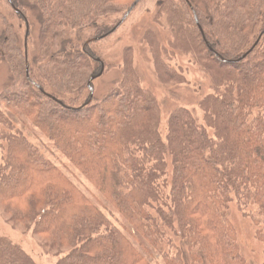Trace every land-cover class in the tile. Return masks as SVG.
I'll return each mask as SVG.
<instances>
[{"label": "trees", "instance_id": "obj_1", "mask_svg": "<svg viewBox=\"0 0 264 264\" xmlns=\"http://www.w3.org/2000/svg\"><path fill=\"white\" fill-rule=\"evenodd\" d=\"M5 1L37 44L28 75L26 33L23 41L1 15L9 78L0 92V207L13 227L33 230L58 264H155V256L163 264H250L230 212L235 204L251 219L264 247V0H157L158 29L145 40L159 79L188 83L172 65L184 56L211 82L199 101L203 121L174 109L165 138L160 103L131 52L105 93H95L94 81L92 97L89 87L103 63L90 45L109 38L138 0ZM86 31L94 36L82 46L75 38ZM28 130L47 138L118 216ZM0 264L36 263L0 236Z\"/></svg>", "mask_w": 264, "mask_h": 264}, {"label": "rangeland", "instance_id": "obj_2", "mask_svg": "<svg viewBox=\"0 0 264 264\" xmlns=\"http://www.w3.org/2000/svg\"><path fill=\"white\" fill-rule=\"evenodd\" d=\"M157 8V0H145L117 31L106 40L91 44L90 49L96 56V59H100L105 65L104 76L94 82L96 94L105 93L109 89V83L121 76L122 71H125V56L128 52L132 53L134 69L140 71L143 85L154 91L160 103L162 110L160 131L165 138L169 133V118L174 109L185 107L195 114L199 123L203 121L199 101L209 90L211 91V82L205 70L194 64L189 57L184 56L179 57L178 61L172 62V65L176 66L175 68L178 72H183L184 78L188 83L164 85L161 82L149 43L145 40L147 31L150 28L158 29L156 28ZM1 15H6L12 20L18 28L20 39L24 41L26 25L22 18L14 14L5 0H0V20ZM114 20L111 18L105 22L110 25ZM93 36V31H86L80 37L75 38V41L83 46ZM36 49L37 44L33 38L28 43L30 61L36 55ZM34 71H37V68H34ZM8 78V68L0 64V92ZM29 136L33 143L38 145L45 155L78 184L94 202L106 209L112 217L118 216L117 213L111 211L96 189L74 168L62 153L55 149L54 145L47 138L34 130L29 133ZM2 145L3 143L0 140V164L5 158ZM230 213L232 222L237 229L238 239L244 256L250 264H262L264 262V247L255 238V226L251 222V219L244 217L235 204L232 205ZM9 219L10 217L5 215L3 209L0 207V236L6 237L21 246L36 264H58L59 258L42 247L39 236L33 230L28 232L18 230V228L13 227ZM153 261L155 264H163L161 259L156 256Z\"/></svg>", "mask_w": 264, "mask_h": 264}, {"label": "water", "instance_id": "obj_3", "mask_svg": "<svg viewBox=\"0 0 264 264\" xmlns=\"http://www.w3.org/2000/svg\"><path fill=\"white\" fill-rule=\"evenodd\" d=\"M142 0H138L132 7L131 9L128 11V13L125 15V17L122 19V21L109 33V35H111L112 33H114L115 31H117L124 23L125 21L128 19V17L132 14V12L134 11V9L137 7V5L141 2ZM16 13H19L21 14L23 17L24 15L17 9H15ZM29 32H30V28H29V25L27 26V33H26V38H25V50H26V60H27V73L28 75L30 74V66H29V62H28V36H29ZM260 42V39L257 41V43L254 45V47L246 54L244 55L240 60L236 61V62H242L243 60H245L248 56H250L254 49L258 46ZM98 62H101L100 59L97 60ZM104 71H105V65L104 63H102V72L97 76V77H93L91 80H90V91L92 93V97H93V94H94V90L93 88H91V84L96 80L98 79L99 77H101L103 74H104Z\"/></svg>", "mask_w": 264, "mask_h": 264}]
</instances>
